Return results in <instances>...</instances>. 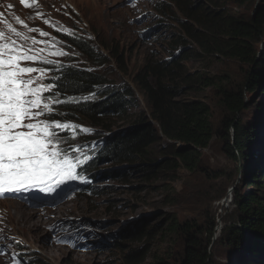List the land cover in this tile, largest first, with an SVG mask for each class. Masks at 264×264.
I'll list each match as a JSON object with an SVG mask.
<instances>
[{
    "label": "rangeland",
    "instance_id": "1",
    "mask_svg": "<svg viewBox=\"0 0 264 264\" xmlns=\"http://www.w3.org/2000/svg\"><path fill=\"white\" fill-rule=\"evenodd\" d=\"M60 2L37 0L36 4L46 20L52 21L55 26L69 27L78 35L76 38L88 41L100 56L96 62H91L69 46L70 50H65L69 64L87 68L100 77L103 86L96 96L117 92L119 96L127 97L123 115L107 122L109 131L82 123L91 130L92 135L94 132L97 134L93 139L108 140L109 137L124 135L137 125L140 117L144 118L145 125L156 129L147 98L136 77L145 73L147 64L168 63L169 67L172 63H178L184 54L190 60L179 62L181 75L194 76L199 83L188 88L183 83L173 82L172 85L176 87L175 99L206 105L210 109L215 134L208 147L199 152V167L192 173L184 168L171 170L163 167L164 160L174 162L176 159L173 160L169 152V142L157 138L147 148L149 159L156 164L149 166L148 172L135 167L136 163H116L109 151L107 158L100 159L92 169L99 176L93 184L99 190L95 194L78 195L71 202L57 207L55 212L44 213V209H29L20 201L0 200V207L4 209L3 234L14 238L23 247L20 252L25 256L0 257V264H123L130 252L134 264H156L158 261L179 264L182 256L179 242L176 241L179 236L170 235L167 231L173 218L180 225L184 222L197 224L202 231L206 220L216 223L209 248L210 264H264L251 252H243L242 247L240 250L226 247L220 240L228 224L226 219L235 221L232 217V213H235L233 190L241 181L240 173H236L237 164L223 151L222 133L219 130L223 113L218 105L217 92L201 84L206 79L218 84L237 85L244 79L247 67L239 61L201 51L189 41L181 49L179 45L171 44L176 42L179 35L182 38L186 35L180 28L183 18L168 0H149L140 5L125 0ZM36 4L33 3L34 7ZM258 5L257 0L242 6L228 0L220 10L227 14L243 15L247 19L254 15ZM24 7L21 1L0 0L1 11L18 12ZM21 14L23 18L29 17L23 11ZM40 32H45V29L41 28ZM256 48L257 57H262L264 38ZM147 81L151 83V79ZM245 98L247 107L241 116L243 125L253 123V127L260 126L263 114L258 106L264 103V95L256 90L253 94L246 92ZM262 132L264 135V130ZM231 136H234L233 132ZM257 136L255 133L254 139ZM255 144L258 141L253 140ZM104 151L105 148L101 149L103 155ZM11 203L26 206L29 211L22 210L24 217L28 215V219H34L36 224L25 227L23 216L17 220L18 210H11ZM30 210L38 212V216ZM75 224L80 225L81 229L77 236L85 235L84 239L88 242L66 240L71 246L61 241L58 243L59 238L73 231L72 225ZM169 241H176L177 256L169 251ZM34 258L35 263L32 262Z\"/></svg>",
    "mask_w": 264,
    "mask_h": 264
},
{
    "label": "trees",
    "instance_id": "2",
    "mask_svg": "<svg viewBox=\"0 0 264 264\" xmlns=\"http://www.w3.org/2000/svg\"><path fill=\"white\" fill-rule=\"evenodd\" d=\"M168 1L176 6L178 14L183 18L180 28L183 35H186L183 38L179 35L176 42L171 44L179 45L181 49L189 41L201 51L239 61L247 67L244 79L237 85L218 84L206 79L201 84L217 92L218 105L223 113L219 123L223 151L237 164L236 173H240L241 181L233 190L232 203L236 215L232 213V217L235 221L226 219L228 224L220 240L226 247L237 250L242 247L243 252H251L259 262L264 263V103L258 106L263 114L260 126L253 127V123L245 126L241 119L247 107L245 93L253 94L258 90L264 95V55L257 57L256 48L264 38V0H257L259 5L254 15L247 19L243 15L221 11L228 0H201V3L200 0ZM229 1L242 6L255 0ZM69 41L89 61L96 62L99 59L100 56L88 41L80 38ZM179 60L187 62L190 59L184 54ZM179 62L169 67L168 63H156L153 66L147 64L144 67L145 73L138 75L136 81L147 98L156 129L145 125L144 118L140 117L137 125L126 134L105 140L104 155L99 156L101 159H106V153L111 151L110 157L116 163H136L135 167L148 172V167L156 164L149 159L147 148L157 138H162L169 142V152L173 160L176 159L174 162L164 160L163 167L171 170L184 168L188 173L198 169L201 159L199 152L208 147L215 130L210 109L206 105L175 99L176 87L172 85L173 82L183 83L188 88L199 83L194 76L181 75ZM60 76L57 83L66 100L61 112H66L69 115L67 118L109 131L107 122L123 115L127 97L119 96L117 92L93 95L103 81L87 68L69 66L64 68ZM148 78L151 83L147 81ZM231 132L234 133L233 137ZM255 133L258 134L256 139ZM253 140L258 141V144L253 145ZM178 144L189 147L180 149ZM98 162L94 161L88 172ZM215 227L216 223L210 220L205 221L204 231L197 224L184 222L180 225L174 218L170 221L167 231L170 235L179 236L176 241L182 250L179 264H210L209 248ZM176 241H169L168 245L169 251L175 254L173 256H177ZM130 255L131 252L125 256L123 264H134ZM32 262L35 263V260L32 259ZM156 264L174 263L158 261Z\"/></svg>",
    "mask_w": 264,
    "mask_h": 264
},
{
    "label": "snow or ice",
    "instance_id": "3",
    "mask_svg": "<svg viewBox=\"0 0 264 264\" xmlns=\"http://www.w3.org/2000/svg\"><path fill=\"white\" fill-rule=\"evenodd\" d=\"M21 3L30 7L27 0ZM8 30L15 38L5 39L0 33V196L33 191L50 194L67 182L83 179L77 171L79 158L70 159L60 147L67 139L57 130L66 131L71 125L41 119L51 113L50 106L55 100L54 96L42 93L55 85H42L38 77L34 78L32 74L45 70L29 62L52 61L27 43L29 36L10 25ZM17 39L24 43L18 44ZM36 43L32 40L33 45Z\"/></svg>",
    "mask_w": 264,
    "mask_h": 264
},
{
    "label": "clouds",
    "instance_id": "4",
    "mask_svg": "<svg viewBox=\"0 0 264 264\" xmlns=\"http://www.w3.org/2000/svg\"><path fill=\"white\" fill-rule=\"evenodd\" d=\"M60 2V0H58ZM129 3V0H125ZM149 0H131V4L140 5L143 2H146ZM62 4V2H60ZM160 5V4H159ZM64 8L65 7H61ZM21 20L25 23V26H29V19L23 20V17H21ZM34 26H40L39 24L35 23ZM67 27V26H66ZM70 29L69 27H67ZM71 30V29H70ZM72 31V35H65L58 32H51L52 36L55 38L58 46L61 48L59 49L64 55L66 54L65 50L69 49V46H72L74 49L75 46L71 44L69 41L70 39H77L76 37L78 35L74 34V31ZM149 31V30H148ZM60 57H55L56 59H59L62 63V70L58 71L54 75L47 74L44 79L41 78L40 73H34L32 76L34 78H39L43 84L52 83L55 85L52 89H46L44 93H42V96H54L55 100L53 101L52 105L50 106L52 111L51 113H46L45 116L41 117V119H47L49 121H55L59 122L61 124L65 125H71V127L67 128L65 131L64 129H58L57 131L59 134L67 139V143H63L60 145V147L64 150V152L68 155L69 158H72V160H76V157L79 158V163L77 165V171L80 173V175L83 177V179H78L75 181H70L62 185L59 189H57L55 192H52L50 194L46 193H40V192H21V193H9L4 194L3 196H0V200L2 199H10L13 201H20L22 204L29 207V209H39V211H42L44 209V213L53 211H56V208L63 205L64 203L71 202L72 198L76 196H84L86 194H95L99 189L95 187L94 180L99 177L98 175H95V172L90 170V167L94 161L99 160L100 161V155L101 149L105 148V140L107 139H93L97 137V134L92 135L91 130L77 121L76 119L67 118L69 115H67L66 112H61L64 108V103L66 102L65 99H63V94L59 91L58 86V80L61 78L60 73L64 70V68L71 66L69 64L68 59L66 56L63 59H60ZM90 71V70H89ZM103 86V85H102ZM101 86V87H102ZM100 90V87H98L93 95H96ZM58 101V102H57ZM43 102V101H42ZM82 127L84 130L87 129L86 133L77 136L73 134V131L76 129V127ZM85 157L87 159H85ZM124 167L126 165H123ZM41 209V210H40ZM3 218H4V209L0 207V257H6V258H21L25 257L24 253H21L20 250L23 247H20L17 244V241L12 237H7L5 234H3ZM70 222V220H69ZM72 223V222H70ZM74 224V223H73ZM80 225L75 224L72 225V232L59 238V241L62 242V244H68V241H78L79 243H84L82 240H85L88 242V240L84 239L83 237H78L77 234L81 232V229L79 227ZM85 242V243H87ZM71 246V245H70ZM36 261V259L34 258ZM25 263V262H24Z\"/></svg>",
    "mask_w": 264,
    "mask_h": 264
},
{
    "label": "bare ground",
    "instance_id": "5",
    "mask_svg": "<svg viewBox=\"0 0 264 264\" xmlns=\"http://www.w3.org/2000/svg\"><path fill=\"white\" fill-rule=\"evenodd\" d=\"M10 205V207H11V210H13L14 212L15 211H17L18 210V216H17V220H18V217L19 216H23L22 218H24V224L26 225L25 227H27L28 226V224L31 226V224H36V222H33V220L34 219H28V215H26V217H24V211H22V210H28L29 211V209H27L26 208V206H24V205H22V204H18V203H11V204H9ZM30 212H35V214H37V216H38V212H36V211H31L30 210ZM28 213V212H27ZM30 215V214H29ZM34 215V214H33ZM32 218H34V217H32ZM35 221H37V220H35ZM39 221H41L42 222V220H41V218H40V220ZM40 223V222H39ZM21 224H22V222H21ZM38 224V223H37ZM28 261H29V259H28Z\"/></svg>",
    "mask_w": 264,
    "mask_h": 264
},
{
    "label": "water",
    "instance_id": "6",
    "mask_svg": "<svg viewBox=\"0 0 264 264\" xmlns=\"http://www.w3.org/2000/svg\"><path fill=\"white\" fill-rule=\"evenodd\" d=\"M201 2H202V1L200 0L199 3H201ZM178 146H179L180 149H187V148L189 147V146H183V145H181V144H178ZM122 167H124V166H122ZM122 167H121V168H122Z\"/></svg>",
    "mask_w": 264,
    "mask_h": 264
}]
</instances>
